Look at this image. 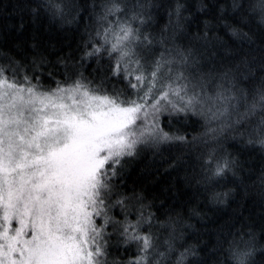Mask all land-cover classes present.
<instances>
[{"label":"snow or ice","instance_id":"6c2138e0","mask_svg":"<svg viewBox=\"0 0 264 264\" xmlns=\"http://www.w3.org/2000/svg\"><path fill=\"white\" fill-rule=\"evenodd\" d=\"M0 264H264V0H0Z\"/></svg>","mask_w":264,"mask_h":264},{"label":"trees","instance_id":"16d2710c","mask_svg":"<svg viewBox=\"0 0 264 264\" xmlns=\"http://www.w3.org/2000/svg\"><path fill=\"white\" fill-rule=\"evenodd\" d=\"M81 3L84 2V0H80ZM88 3H91L92 0H87ZM97 3L100 2V0H96ZM161 17H163V11H161L160 13ZM163 22V20H161V23ZM70 31L64 33V32H61V33H56L55 30H53V37L54 38H57V39H60L62 38L64 35H68L70 38H73V47L76 46V42L79 40V37L80 35L83 33V24H81L79 26V28H77V25L76 24H72L70 26ZM65 51H67V48H65ZM193 129H195L196 132H200L202 131V129H200L199 125H192L191 127L188 128V132L189 134H194L193 132ZM150 178H145L143 175H141L139 173V170H136V171H132L130 172L129 174V177L127 179V184H128V187L129 189H131L132 185H133V181H137V187H140L141 185H143L146 189V192L149 196H151L153 190H154V186L149 182ZM158 188V186H157ZM218 191H223L225 190L222 186H218L217 188ZM196 201H193V203H195ZM155 211V209H153ZM118 211V210H117ZM229 213L231 212V209H228L227 210ZM215 219V217H214ZM195 223V221H194ZM204 239H207V237H203ZM195 240V237H193L189 242L192 243L194 242ZM134 251V250H133Z\"/></svg>","mask_w":264,"mask_h":264}]
</instances>
